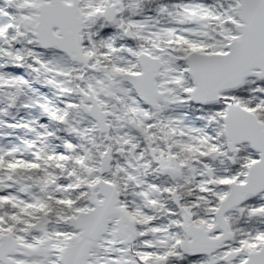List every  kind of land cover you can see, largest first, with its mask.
Segmentation results:
<instances>
[{"label":"snow or ice","instance_id":"snow-or-ice-1","mask_svg":"<svg viewBox=\"0 0 264 264\" xmlns=\"http://www.w3.org/2000/svg\"><path fill=\"white\" fill-rule=\"evenodd\" d=\"M0 264H264V0H0Z\"/></svg>","mask_w":264,"mask_h":264}]
</instances>
